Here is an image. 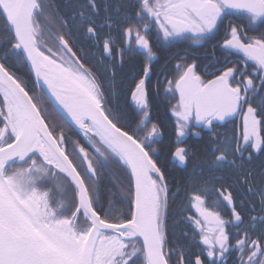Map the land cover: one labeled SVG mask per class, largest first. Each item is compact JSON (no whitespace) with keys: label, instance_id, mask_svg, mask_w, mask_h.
I'll return each mask as SVG.
<instances>
[{"label":"snow or ice","instance_id":"6c2138e0","mask_svg":"<svg viewBox=\"0 0 264 264\" xmlns=\"http://www.w3.org/2000/svg\"><path fill=\"white\" fill-rule=\"evenodd\" d=\"M0 264H264V0H0Z\"/></svg>","mask_w":264,"mask_h":264},{"label":"flooded vegetation","instance_id":"af4514ba","mask_svg":"<svg viewBox=\"0 0 264 264\" xmlns=\"http://www.w3.org/2000/svg\"><path fill=\"white\" fill-rule=\"evenodd\" d=\"M186 46H187V42H185L183 44L176 45V48L184 49V48H186ZM206 47H207V49H210V45L206 46ZM176 48H173L172 51H176ZM205 50H206V48H200L199 46H195L191 49L192 52L198 53V54H203L205 52ZM162 55H166V53H162ZM142 60H143L142 56L141 57H134L132 61H127L124 67H125V69L128 68V65L130 63H133V65L131 67H134V68L135 67H142V64L137 63V61H142ZM152 63H153L154 72H155V69L159 68L160 64L163 63V61L161 60V61L157 62L156 60H154ZM174 64H175V61H172V65H174ZM201 67H203V63L201 64ZM134 68H133V70H134ZM123 74H125V73H123ZM129 74L131 76V73H129ZM121 75H122V73H121ZM130 76H128V78H130ZM119 77L120 76L117 77L118 81L120 80ZM208 78H211V77H208ZM155 80H156V76L153 75L151 80L149 81V89L151 92L150 103H151L152 121H159V118H158L156 111L154 109V106L158 104L159 106H162L166 109V111H165L166 116L165 117L167 118L168 121H171L172 123H174V126H175V117H173L171 115V112L169 111V109H170L172 104L176 103V99H173L171 95L166 96L164 94L163 85H161L160 93H159V95H157L156 92L154 91V88H153ZM238 119L239 118H237V120H235V121L230 122L226 127L229 129L233 128L235 126V124L238 122ZM173 133L175 136V132H173ZM209 135H210V133L207 130H204L202 132V138H196V137L192 136L191 134H189V136L186 139H184V142L182 144H177V146H174V147L172 146L169 149V153H170V150L174 151L175 147H178V146L179 147L194 146V147H196L198 152L201 155H203V151L209 143ZM174 143H176V140ZM161 151H162V148H161ZM193 163H194V159L188 161V168L189 169H191ZM173 168H177L179 171L175 170V172L172 173L171 175L176 176L177 178H180L184 175V172L178 166L174 165ZM225 218L226 219L229 218V213H227V212L225 213ZM170 224H171V221H170Z\"/></svg>","mask_w":264,"mask_h":264},{"label":"trees","instance_id":"16d2710c","mask_svg":"<svg viewBox=\"0 0 264 264\" xmlns=\"http://www.w3.org/2000/svg\"><path fill=\"white\" fill-rule=\"evenodd\" d=\"M133 65V63H130L128 65V68H126L124 70L122 76L124 77L125 80L128 79V76H130L129 73H131V71L133 70L134 67H131ZM121 78V76L119 77ZM121 102H124V95L122 93L121 95ZM156 106V107H155ZM154 106V109L156 111V114L159 118L160 124L162 125L163 128V137L160 140L159 144L155 145L156 147L162 148L161 151V159H165L166 155H170L169 153V149L173 146H177V143H174L176 140V137L174 136L175 132V126L174 123H172L171 121H168L166 116V109L162 106H159L158 104ZM151 127V124H149V128ZM145 131H147V129H145ZM175 170L179 171L177 168H174V171L172 173L175 172ZM171 173V174H172Z\"/></svg>","mask_w":264,"mask_h":264}]
</instances>
